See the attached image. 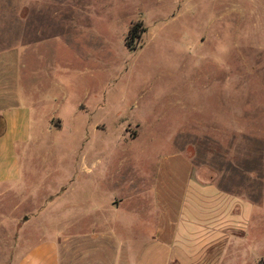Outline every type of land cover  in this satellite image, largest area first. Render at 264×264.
<instances>
[{
	"label": "rangeland",
	"instance_id": "1",
	"mask_svg": "<svg viewBox=\"0 0 264 264\" xmlns=\"http://www.w3.org/2000/svg\"><path fill=\"white\" fill-rule=\"evenodd\" d=\"M135 23L145 31L132 50ZM8 46L27 48L46 88L22 177L0 193L4 253L26 218L20 236L42 227L55 237L73 213L126 223L133 202L142 222L155 213L160 159L182 151L224 188L256 189L251 233L228 243L225 261L264 256V0H0Z\"/></svg>",
	"mask_w": 264,
	"mask_h": 264
},
{
	"label": "crops",
	"instance_id": "2",
	"mask_svg": "<svg viewBox=\"0 0 264 264\" xmlns=\"http://www.w3.org/2000/svg\"><path fill=\"white\" fill-rule=\"evenodd\" d=\"M28 55L20 46L0 48V193L22 177L20 150L33 138L34 107H40L46 88ZM203 174L185 152L166 155L155 169L151 205L155 213L146 211L142 222L131 218L133 202L124 203V214L130 216L126 223L109 218L87 222L73 213L57 221L55 237L45 236L42 227L39 232L28 227L20 236L29 225L26 218L15 229L8 252L0 249V264H226L228 243L245 241L256 221L257 205L262 204L254 199V187L248 192L228 190ZM67 206L74 209L77 203L64 205L62 211ZM11 207L16 209V204ZM83 226L106 228L96 233ZM249 242L255 255L257 242ZM258 259L263 260V254L246 264Z\"/></svg>",
	"mask_w": 264,
	"mask_h": 264
},
{
	"label": "trees",
	"instance_id": "3",
	"mask_svg": "<svg viewBox=\"0 0 264 264\" xmlns=\"http://www.w3.org/2000/svg\"><path fill=\"white\" fill-rule=\"evenodd\" d=\"M145 31L144 28H141L140 23H135L129 30V34L127 37V46L132 50L136 49V46L131 43V40L139 39L142 36V33Z\"/></svg>",
	"mask_w": 264,
	"mask_h": 264
}]
</instances>
